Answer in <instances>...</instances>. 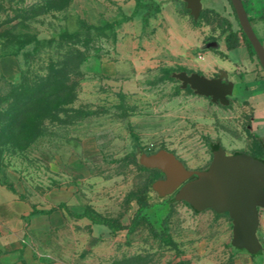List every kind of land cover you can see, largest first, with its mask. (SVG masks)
Here are the masks:
<instances>
[{
	"label": "rangeland",
	"instance_id": "rangeland-1",
	"mask_svg": "<svg viewBox=\"0 0 264 264\" xmlns=\"http://www.w3.org/2000/svg\"><path fill=\"white\" fill-rule=\"evenodd\" d=\"M201 1L207 10L193 23L177 0H0V197L9 194L18 216L11 226L0 223V264H204L214 256L202 246L211 237L205 211L195 213L172 196L158 198L150 185L160 176L138 162L141 151L166 150L187 169L203 170L215 142L226 154L264 159L252 139L264 143V81L260 73L263 87L252 81L257 77L244 47L227 51L240 68L229 79L251 84L254 117L236 86L221 106L181 89L165 73L190 72L183 57L172 58L165 18H179L183 35L185 21L192 26L187 59L193 71L218 53L201 52L202 39L238 28L231 9L230 26L210 12L225 16L227 0ZM245 1L264 48V0ZM161 46L170 54L160 55ZM40 84L51 87L47 95L59 94L48 98L47 114L33 127L27 117L19 122L16 138L13 91ZM142 194L149 208L130 231L114 233L76 217L92 211L127 225L135 210L130 198ZM33 211L45 214L27 215ZM160 231L170 243L156 237ZM253 258L264 264V253Z\"/></svg>",
	"mask_w": 264,
	"mask_h": 264
},
{
	"label": "water",
	"instance_id": "water-1",
	"mask_svg": "<svg viewBox=\"0 0 264 264\" xmlns=\"http://www.w3.org/2000/svg\"><path fill=\"white\" fill-rule=\"evenodd\" d=\"M166 1V0H159ZM184 4L189 16L196 20L203 9L201 0H177ZM236 20L252 47L264 74V48L256 37L241 0H229ZM208 48H217L212 42ZM171 77L195 95L209 98L213 104L227 106L235 83L228 74L219 71L217 78H207L196 72H173ZM140 166L158 170L163 178L151 183L158 198L173 195V200L186 203L193 211L211 210L227 214L232 225L231 245L255 256L262 252L256 232L259 210L264 211V162L245 153L226 154L220 145L211 150L206 170H189L174 154L159 150L140 154Z\"/></svg>",
	"mask_w": 264,
	"mask_h": 264
},
{
	"label": "crops",
	"instance_id": "crops-1",
	"mask_svg": "<svg viewBox=\"0 0 264 264\" xmlns=\"http://www.w3.org/2000/svg\"><path fill=\"white\" fill-rule=\"evenodd\" d=\"M165 3H167V2H165ZM167 5L170 6L171 4L168 3ZM174 9H176V8L173 6V3H172V14L174 13V11H173ZM229 9H231L229 4L227 6H224V15L225 16H220V15L216 14L215 12H212L211 10H210V12L212 14H214L215 16L219 17V19L225 18L228 25L230 26V25H232V22H231V18L229 16V13H230ZM191 22H192V19H191ZM179 24H180L179 18H177L173 15H172V17L165 18V20H164V25H166L168 27V30H170V31L172 30V34L170 32V34H169L170 36L168 39L169 42H171V39H172V53H171L172 58H174L175 60H177V58H182V57L184 58V60H183L184 63L182 65H184V66L186 65V66L185 67L181 66V67H184L185 69L190 70V73L196 72V73L201 74L207 78H210L212 76V73H214L216 69H217V72L218 71L226 72L228 74V76H229V74L231 76H235L233 74L238 73V72H236V70L240 71V68L238 67V65L236 63L230 62V60L227 57L228 56L227 51H225L224 47H223V49L220 47V43L215 41L218 44V47L214 48V49L208 48L206 45H204V42L206 39H202V41H200V43L197 44L196 47L201 52L205 51L206 54H208L210 51L215 52V53L218 52V53L216 56L214 54H212V57L210 58L211 60H209L207 63H205L204 61L198 63L199 69H197L196 71H193L194 65L191 64L192 61L189 63V61L187 59L188 56H190L192 49L194 48L193 43L191 42L193 29H192V26L187 25V22L185 21L184 32H183L184 35H183L182 32L177 30V26ZM223 32H227V31H225V28L223 30H221V35L219 36L220 41L221 40L223 41V38H221ZM170 46H171V44H170ZM161 47L162 48L160 50V55H161V53H163V54L169 53L170 54V52H169V51H171L170 48H163L164 46H161ZM250 61H251V65L253 66V68L250 72L253 73V75L257 77L256 80H252V81L257 83V84H255L256 86L260 85L259 87L262 88L263 84H261V83L258 84V82H260L258 80L259 79L258 76H260V75H258L259 72L257 71V64H256V63H258L257 59L254 58ZM250 85L251 84H244L241 81H239V82L236 81V84H235L238 91L241 92V94H242V95L238 94V95H240V97H242L240 99L242 100V102H247V105L250 108H252V114H253L252 116L254 117L258 108L253 109V107H251L252 105L250 103H252L255 100V98H254L255 96H254V94L253 95L248 94L249 91L250 92L253 91V89H251V90L249 89ZM257 101L254 103L258 104ZM10 199L11 198H10L9 194H6V198L3 200L0 197V223L6 224L8 226H11L12 224H16V220L18 218L15 208L11 209ZM204 211H205V214L203 215V219L205 220L206 226H203V227H204V230L206 229V230L210 231L211 237L208 240H206L205 243L202 244V246H203L204 250L207 251L208 253L213 251V250L216 251L214 253V256H210V257H208L207 260H204V264H255V260H254L253 256L249 255L246 251L236 249L231 245V238H232L231 221L228 219V222H227L221 215H216V214H214V212H209L206 210H204ZM198 213H200V212H198ZM36 214H45V213H36ZM27 215L31 216L34 214H32V212H30ZM262 223H264V215L259 214V224H258V229H257L256 235H257V238H258V240L261 244V247H262L261 253H264V231L262 230L263 227H261ZM9 233H10V231H8V234ZM8 243L11 244V241H9ZM12 244H14V245L12 246V248H9L10 252L15 251V249H16V245H15L16 243H15L14 239L12 240Z\"/></svg>",
	"mask_w": 264,
	"mask_h": 264
},
{
	"label": "trees",
	"instance_id": "trees-1",
	"mask_svg": "<svg viewBox=\"0 0 264 264\" xmlns=\"http://www.w3.org/2000/svg\"><path fill=\"white\" fill-rule=\"evenodd\" d=\"M227 2L229 3V5L231 7L229 0H227ZM245 2L246 1H242L244 8H245ZM183 6H184V4H183ZM139 7H140L139 5H136V9H138ZM206 10L207 9H204V11H206ZM231 10L233 12V17L236 20V17H235V14H234L232 7H231ZM185 11L188 13L187 10H185ZM204 11L203 10L201 11L199 18L201 17V15L203 14ZM247 16H248V13H247ZM198 19H196V20L192 19V22L196 23L198 21ZM248 19L250 22L249 16H248ZM261 19L264 20V17H262ZM144 21H145V19H144ZM223 34H224L223 43H224L225 51L234 50L238 47H244L247 50L249 59L250 60H252L254 58L256 59L251 45L247 41L245 35L243 34V32L241 31L240 28H238L237 30H234V31L229 30L227 32H223ZM257 65L259 66L258 63H257ZM181 71H185V70H181ZM257 71L261 74L262 80L264 81V75H263L262 70L257 69ZM173 72H175V71H172V70H166L165 71L166 75H168V76L171 75ZM185 72L188 74L190 73L187 71H185ZM258 80L260 81L261 79H258ZM50 88L51 87L45 86L44 84H40L39 86H36L35 88L20 86V87L14 89V91H13L14 96L11 97L13 100V105H12V107L9 108V113H13L15 115V123H12L10 126V130L14 134V137L18 138V135L16 134L15 131H17L18 124L23 118L27 117V121H28V123H30V124H28L29 126L27 125V127L31 128V127H33L34 124H36L40 120H42V117L45 116V114H47L46 113V111H47L46 106H47L48 98L49 99L54 98L56 96V94H59V92H57L56 94H54V96L51 93H49L47 95L48 89H50ZM54 107H55V105H54ZM16 123H17V125H16ZM37 135H38V133H35L32 137H29V142L32 141L33 139H35L37 137ZM252 139H253V141H256L258 143V148L260 150L261 156L264 157V143L257 137H252ZM208 146H209L210 150H212L213 148L220 146V144L218 142H215V143L209 144ZM138 149H139V151H141V148L138 147ZM142 153H144V152L141 151V154ZM234 153H242V152H234ZM147 155H149V154H147ZM259 159L264 162V159H261V158H259ZM141 168L146 169L142 166H141ZM147 170H152V171L156 172L160 176L159 179L163 178V175L158 170H153V169H147ZM153 181H155V180H153ZM150 188H151V185H150ZM130 202L132 203V205L135 206V210H134L133 215L131 216L129 223L127 225H123L117 221L107 220L105 218L100 217L99 215H97L96 213H94L92 211H85L82 214L77 215L76 217L77 218H86L89 221H91L93 224L104 226L114 233L119 232V231H130L138 224L140 219L143 217V213L149 208L147 194L133 195L130 198ZM193 212H195V211H193ZM36 213H44V212H42V211H33L32 212V214H36ZM195 213H198V212H195ZM216 215H220V214H216ZM224 215H227V214H224ZM154 234L156 235V237H159L160 240L164 243L168 244L171 242L169 236L167 234H165V232H163V231H160L159 233L154 232Z\"/></svg>",
	"mask_w": 264,
	"mask_h": 264
},
{
	"label": "flooded vegetation",
	"instance_id": "flooded-vegetation-1",
	"mask_svg": "<svg viewBox=\"0 0 264 264\" xmlns=\"http://www.w3.org/2000/svg\"><path fill=\"white\" fill-rule=\"evenodd\" d=\"M241 1H245V0H241ZM229 4V3H228ZM245 9V11H246V8H244ZM246 13H247V11H246ZM236 21V20H235ZM236 23H237V26H238V28H240L239 27V24H238V22L236 21ZM229 31V30H228ZM221 35V34H220ZM218 42V43H220V37H211V38H208V39H206L205 40V42H204V45H206V46H209L212 42ZM218 75H219V71L215 74V75H212L210 78H217L218 77ZM228 77H230V78H232L233 79V76H231L230 74H229V76ZM208 100H209V98H207ZM210 101V100H209ZM231 154H234V153H231ZM231 154H228V155H231ZM208 167V166H207ZM207 168H205V169H203V170H206ZM172 197H173V195H171ZM260 211V210H259Z\"/></svg>",
	"mask_w": 264,
	"mask_h": 264
}]
</instances>
